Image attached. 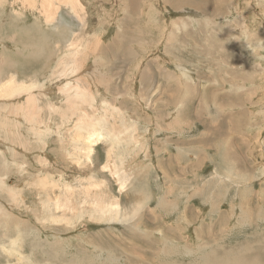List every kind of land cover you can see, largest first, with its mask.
<instances>
[{"label": "rangeland", "instance_id": "rangeland-1", "mask_svg": "<svg viewBox=\"0 0 264 264\" xmlns=\"http://www.w3.org/2000/svg\"><path fill=\"white\" fill-rule=\"evenodd\" d=\"M0 91V264H264V0H0Z\"/></svg>", "mask_w": 264, "mask_h": 264}, {"label": "bare ground", "instance_id": "bare-ground-1", "mask_svg": "<svg viewBox=\"0 0 264 264\" xmlns=\"http://www.w3.org/2000/svg\"><path fill=\"white\" fill-rule=\"evenodd\" d=\"M27 2V1H26ZM67 2V1H66ZM68 2H69V0H68ZM21 55V54H20ZM7 61V60H6ZM14 80V79H13ZM11 82H12V79H11ZM15 85V84H14ZM6 87V86H5ZM64 88V87H63ZM2 89V88H1ZM25 89V88H24ZM3 90V89H2ZM25 90H27V89H25ZM17 91V90H16ZM19 91V90H18ZM1 92V91H0ZM2 92H4V91H2ZM1 92V93H2ZM8 92V91H7ZM17 93V92H16ZM7 95H8V93H7ZM79 95V94H78ZM9 100V99H8ZM6 102V101H5ZM6 111V110H5ZM50 112V111H49ZM55 122V121H54ZM47 129V128H46ZM96 132V131H95ZM90 138V137H89ZM20 240V239H19Z\"/></svg>", "mask_w": 264, "mask_h": 264}]
</instances>
